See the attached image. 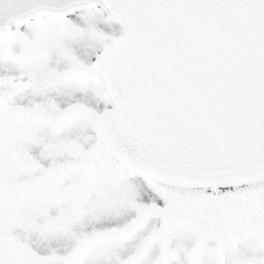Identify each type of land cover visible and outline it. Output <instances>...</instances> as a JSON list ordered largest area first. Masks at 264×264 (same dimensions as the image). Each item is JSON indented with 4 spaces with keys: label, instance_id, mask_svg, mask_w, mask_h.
<instances>
[{
    "label": "snow or ice",
    "instance_id": "obj_1",
    "mask_svg": "<svg viewBox=\"0 0 264 264\" xmlns=\"http://www.w3.org/2000/svg\"><path fill=\"white\" fill-rule=\"evenodd\" d=\"M0 264H264V0H0Z\"/></svg>",
    "mask_w": 264,
    "mask_h": 264
}]
</instances>
